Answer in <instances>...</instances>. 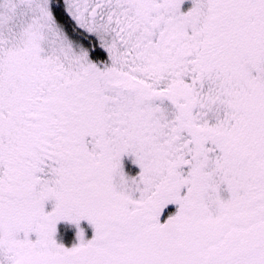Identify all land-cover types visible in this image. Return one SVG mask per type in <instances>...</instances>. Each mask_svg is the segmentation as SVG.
Listing matches in <instances>:
<instances>
[{
	"label": "flooded vegetation",
	"instance_id": "flooded-vegetation-1",
	"mask_svg": "<svg viewBox=\"0 0 264 264\" xmlns=\"http://www.w3.org/2000/svg\"><path fill=\"white\" fill-rule=\"evenodd\" d=\"M258 1L74 0L71 13L63 1L66 20H58L55 0H45L50 17L44 34H27L35 24L28 21L32 12L4 31L0 225L8 227L0 231V264L15 263L17 242L41 237L33 227L15 228L12 217L48 213L54 201L47 191L68 183L87 195L95 228L87 217L61 225L81 232L89 227L90 241L57 252L55 245L37 244L20 264H128L107 247L112 225L124 220L145 227L146 243L154 247L150 264H187L189 254L200 264H264V97L217 120L207 106L219 90L216 81L242 53L234 18ZM197 7L205 33L192 40ZM135 129L142 138L158 129L159 144L162 135L176 134L179 140L163 145L181 150L160 189L123 217L97 190L93 138L103 130L118 142ZM178 214L185 215L182 223ZM75 216L76 222L82 218Z\"/></svg>",
	"mask_w": 264,
	"mask_h": 264
},
{
	"label": "rangeland",
	"instance_id": "rangeland-1",
	"mask_svg": "<svg viewBox=\"0 0 264 264\" xmlns=\"http://www.w3.org/2000/svg\"><path fill=\"white\" fill-rule=\"evenodd\" d=\"M45 0H0V36L4 31L14 24V21L26 20L27 13L35 14L28 21L35 24L28 25L27 30L32 32L27 34H44L48 27L50 12L48 3ZM64 1L65 10L68 9V3L72 5L74 0ZM246 2V1H245ZM244 2V3H245ZM40 3H42L40 5ZM259 3L264 4V0L255 2L250 7L246 5L241 7L239 15L234 18L235 24L241 33L243 41V49L241 55L237 58L233 65H229L226 76L216 81L215 87L219 88L214 91V97H209L207 106L213 111L214 118L217 120L221 115H234V112L244 103L255 102L259 97H264V85L261 88L259 83L264 79V9L259 11ZM22 8L20 14L19 8ZM17 11H14V10ZM20 14V15H19ZM27 14V16H23ZM39 14V15H37ZM200 9L197 7L193 12V19L197 25L193 27L191 37L201 39L204 37L203 26L199 23ZM185 31V30H181ZM154 47V45H153ZM156 54L152 52V60L155 61ZM226 83H224V81ZM180 83V82H179ZM262 84V83H261ZM206 97H200L203 100ZM195 99L188 98V106L195 107ZM21 106V105H20ZM207 110L206 107H200ZM154 111L150 113L152 115ZM175 130V129H174ZM135 129L132 134L128 131L124 132L125 138L115 142V137L111 140L104 131L97 133L93 138V148L98 151L96 162L100 170L99 175L94 178L97 184V190L102 201L112 213L126 217L130 213L135 204L147 199L157 189L163 185L166 180V174L170 164L179 156L180 147L173 145H163V142H173L179 140L176 134L167 133L162 135L164 138L161 144L157 143L155 138L158 129L153 130L149 136L142 138V135ZM150 141L148 145L147 142ZM145 142V144H141ZM154 142V143H153ZM156 172L160 173L156 175ZM53 190H48L47 194L53 196V203L46 214H40L36 219L19 212L14 215L10 223L19 230L33 227L38 230V236L34 242L20 243L17 242L15 247L19 252L15 263L20 264L22 260L33 257L31 250L37 244L47 242L49 248L56 247L55 252L61 251L63 245L65 248L73 249L84 245L91 239L90 229L94 230V212L89 203L87 195L77 191L75 184L68 183L59 185ZM173 193V192H172ZM170 193V194H172ZM174 194L169 196L172 199ZM207 201L209 200L208 196ZM51 210V212H50ZM82 217L76 222V216ZM171 214V211L168 212ZM183 214H178L182 223ZM211 216V215H210ZM77 217V218H78ZM87 217L89 219V227L81 232V229H75L67 224L61 225L63 222H72L76 224L81 219ZM212 219V217H211ZM142 223L130 220H124L117 225H112V234L110 238L113 240L107 244L110 253L117 255L120 259H126L128 264H150L153 259L152 242L146 243L145 227ZM8 225H0L1 233H7ZM57 229L55 239L52 240L51 232ZM89 229V232H87ZM42 233H45L42 235ZM117 237V238H116ZM116 238V240L114 239ZM59 243L60 245L56 244ZM25 244V246H24ZM59 246V247H58ZM189 254L186 256L187 264H200V261ZM235 258V257H234ZM42 263L45 259L41 258ZM208 264H222L221 260L211 259Z\"/></svg>",
	"mask_w": 264,
	"mask_h": 264
},
{
	"label": "trees",
	"instance_id": "trees-1",
	"mask_svg": "<svg viewBox=\"0 0 264 264\" xmlns=\"http://www.w3.org/2000/svg\"><path fill=\"white\" fill-rule=\"evenodd\" d=\"M54 12L55 15L57 17V19H64L66 20V15H65V11H64V6L62 4L61 0H55V4H54Z\"/></svg>",
	"mask_w": 264,
	"mask_h": 264
}]
</instances>
